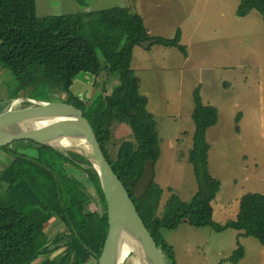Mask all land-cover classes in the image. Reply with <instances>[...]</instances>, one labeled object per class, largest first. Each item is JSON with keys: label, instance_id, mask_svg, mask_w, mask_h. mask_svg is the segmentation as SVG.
Listing matches in <instances>:
<instances>
[{"label": "trees", "instance_id": "trees-1", "mask_svg": "<svg viewBox=\"0 0 264 264\" xmlns=\"http://www.w3.org/2000/svg\"><path fill=\"white\" fill-rule=\"evenodd\" d=\"M252 10L260 14L264 25V0H239L235 15L244 17ZM145 41L174 48L187 56L186 47L180 44L179 30L173 38L149 35L142 17L131 8L38 18L35 0H0V65L11 73V84L35 100H57L51 92L61 90V100L82 111L167 264L175 261L161 231L174 230L182 223L210 227L216 232L231 228L264 246V194L245 193L239 199L233 220L223 225L212 220L211 202L220 183L207 168L209 147L205 134L216 124L218 113L214 106L202 102L198 89L193 91L191 117L195 131L188 157L198 184L197 193L188 203L171 195L161 216L158 209L162 189L153 181L142 197L133 195L145 162L155 163L159 156L156 122L146 110L148 100L139 94V79L131 68L134 46ZM80 72L96 78L87 103L68 91L72 78ZM101 75L114 78L110 92L105 86L95 90ZM17 97L19 93L14 98ZM114 122L128 124L134 141L121 143L111 160L106 145ZM27 142L35 148L17 151L8 145L0 149L10 157L7 167L12 172L7 183L0 177V264H32L48 248L53 238L51 223L55 222V230L57 221L70 236L73 248L76 250L77 246L83 253L82 258L78 256V264H97L108 223L104 195L95 172L79 155ZM69 169L90 176L99 206L86 186L69 175ZM27 191L37 202L30 200ZM52 218L55 221L50 222ZM66 256L69 259V252ZM243 256V247L239 245L228 260L236 264ZM73 259L76 264V258Z\"/></svg>", "mask_w": 264, "mask_h": 264}, {"label": "rangeland", "instance_id": "rangeland-1", "mask_svg": "<svg viewBox=\"0 0 264 264\" xmlns=\"http://www.w3.org/2000/svg\"><path fill=\"white\" fill-rule=\"evenodd\" d=\"M223 2L35 0L38 18L97 14L108 8L126 7L142 17L144 26L154 36L173 38L180 31V44L188 54L186 61L176 49L154 42L148 47L136 45L132 51L131 68L139 79L138 92L148 100L146 110L154 117L159 137V156L153 167V182L162 189L158 216L162 215L171 195L188 203L198 190L188 160L195 131L191 117L195 89L199 90L202 102L214 106L218 113L216 124L205 134L209 147L207 168L211 177L220 183V190L211 202L212 220L223 225L235 218L243 194H264V28L261 24L263 32L246 31L245 23L235 11L233 18L230 17ZM11 79V73L0 65V110L9 108L14 99H33L24 95L26 91L16 89ZM113 82V77L101 75L95 90L105 86L110 92ZM17 93L20 97L14 98ZM51 94L57 100L64 96L61 90ZM125 141H134L129 125L114 122L106 145L109 159H115L120 144ZM10 145L17 151L35 148L27 141ZM9 160L0 150V177L5 183L11 180ZM68 172L86 186L93 202L99 206L100 199L89 183L90 176L72 169ZM27 194L31 201L37 202L29 191ZM53 221L54 218L50 222ZM54 224L51 223L50 233L62 243L51 246L50 242V251H42L34 260L38 264H69L62 262L69 252L78 264V256L82 258L83 253L71 245L63 225L57 221L56 229L52 230ZM161 233L172 248L175 264H232L228 259L239 245L244 256L236 264H264V246L231 228L216 232L210 227L196 228L182 223L174 230ZM123 264L139 263L130 255Z\"/></svg>", "mask_w": 264, "mask_h": 264}, {"label": "water", "instance_id": "water-1", "mask_svg": "<svg viewBox=\"0 0 264 264\" xmlns=\"http://www.w3.org/2000/svg\"><path fill=\"white\" fill-rule=\"evenodd\" d=\"M153 41L141 42L148 47ZM96 78L80 72L71 80L68 91L87 103ZM22 101L26 104H18ZM16 141H33L52 149L70 152L84 158L95 172L106 203L108 230L97 264H123L122 245L139 264H167L139 217L129 194L113 172L96 136L81 110L61 100L14 99L11 106L0 112V149ZM154 162H145L133 187L140 198L154 178ZM130 257V256H129Z\"/></svg>", "mask_w": 264, "mask_h": 264}, {"label": "crops", "instance_id": "crops-1", "mask_svg": "<svg viewBox=\"0 0 264 264\" xmlns=\"http://www.w3.org/2000/svg\"><path fill=\"white\" fill-rule=\"evenodd\" d=\"M223 1H224L223 4H224L225 9L229 13L230 17H232L234 11H236V8L238 6L237 5V0H234V1H231V0H223ZM239 20H242L245 23L246 29H247L246 31H252L253 32L254 29H259L260 32H263L264 25L262 23L261 16L255 10L250 11L244 17H240ZM261 24L263 25V28H262V25ZM146 30H147V32H148L149 35H152L151 32L148 29H146ZM152 36H154V35H152ZM180 36H181V34H180ZM183 58H184V61H186L188 59V54H187L186 57H183ZM58 242H59V244L62 243L61 241H57L55 238H52L51 246L52 245H55V244H58ZM44 251L45 252L50 251V244L48 245V248L46 250H44ZM41 255H42V253H41ZM45 257H49V255L48 256L45 255ZM73 260H74L73 257H70V259H68V257L66 255H64L62 262L63 261L66 262L67 261V263L72 264V263H74ZM32 264H38V260H34Z\"/></svg>", "mask_w": 264, "mask_h": 264}, {"label": "bare ground", "instance_id": "bare-ground-1", "mask_svg": "<svg viewBox=\"0 0 264 264\" xmlns=\"http://www.w3.org/2000/svg\"><path fill=\"white\" fill-rule=\"evenodd\" d=\"M127 252H129V247L127 245H122L121 249H120V259L124 260L129 257V253L127 254Z\"/></svg>", "mask_w": 264, "mask_h": 264}]
</instances>
